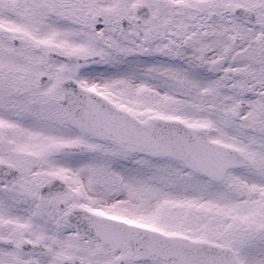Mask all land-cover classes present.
<instances>
[{
	"label": "snow or ice",
	"instance_id": "1",
	"mask_svg": "<svg viewBox=\"0 0 264 264\" xmlns=\"http://www.w3.org/2000/svg\"><path fill=\"white\" fill-rule=\"evenodd\" d=\"M0 264H264V0H0Z\"/></svg>",
	"mask_w": 264,
	"mask_h": 264
}]
</instances>
